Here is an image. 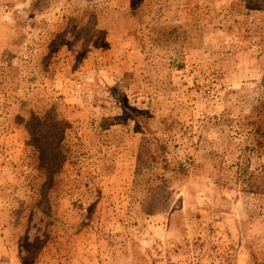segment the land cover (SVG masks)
Masks as SVG:
<instances>
[{
	"label": "rangeland",
	"instance_id": "obj_1",
	"mask_svg": "<svg viewBox=\"0 0 264 264\" xmlns=\"http://www.w3.org/2000/svg\"><path fill=\"white\" fill-rule=\"evenodd\" d=\"M0 264H264V0H0Z\"/></svg>",
	"mask_w": 264,
	"mask_h": 264
},
{
	"label": "trees",
	"instance_id": "obj_2",
	"mask_svg": "<svg viewBox=\"0 0 264 264\" xmlns=\"http://www.w3.org/2000/svg\"><path fill=\"white\" fill-rule=\"evenodd\" d=\"M258 190L260 191L261 190V187H258Z\"/></svg>",
	"mask_w": 264,
	"mask_h": 264
}]
</instances>
